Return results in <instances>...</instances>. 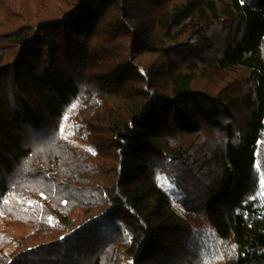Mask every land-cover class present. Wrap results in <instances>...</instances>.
Masks as SVG:
<instances>
[{"label":"trees","instance_id":"trees-1","mask_svg":"<svg viewBox=\"0 0 264 264\" xmlns=\"http://www.w3.org/2000/svg\"><path fill=\"white\" fill-rule=\"evenodd\" d=\"M262 177L264 0H0V264H264Z\"/></svg>","mask_w":264,"mask_h":264},{"label":"rangeland","instance_id":"rangeland-1","mask_svg":"<svg viewBox=\"0 0 264 264\" xmlns=\"http://www.w3.org/2000/svg\"><path fill=\"white\" fill-rule=\"evenodd\" d=\"M27 232H28V230H27V228H23V229H20L19 231L17 230L16 232H15V235L17 236V235H22V234H27Z\"/></svg>","mask_w":264,"mask_h":264},{"label":"snow or ice","instance_id":"snow-or-ice-1","mask_svg":"<svg viewBox=\"0 0 264 264\" xmlns=\"http://www.w3.org/2000/svg\"><path fill=\"white\" fill-rule=\"evenodd\" d=\"M260 186H261V189L264 190V177L261 178ZM49 222H51V218H49ZM61 239H63V237Z\"/></svg>","mask_w":264,"mask_h":264}]
</instances>
